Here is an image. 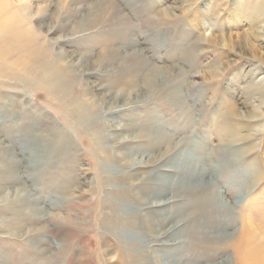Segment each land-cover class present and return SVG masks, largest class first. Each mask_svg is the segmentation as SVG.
I'll return each instance as SVG.
<instances>
[{
    "label": "rangeland",
    "instance_id": "374dc122",
    "mask_svg": "<svg viewBox=\"0 0 264 264\" xmlns=\"http://www.w3.org/2000/svg\"><path fill=\"white\" fill-rule=\"evenodd\" d=\"M0 10L28 50L48 49L21 76L29 53L16 43L0 64V264L152 263L159 253L123 239L147 240L144 213L169 218L165 229L190 215L172 201L193 183L212 188L210 232L224 244L198 240L185 264H239L247 227L264 241V0H0ZM158 176L180 184L155 188ZM142 198L170 205L138 214Z\"/></svg>",
    "mask_w": 264,
    "mask_h": 264
},
{
    "label": "bare ground",
    "instance_id": "6f19581e",
    "mask_svg": "<svg viewBox=\"0 0 264 264\" xmlns=\"http://www.w3.org/2000/svg\"><path fill=\"white\" fill-rule=\"evenodd\" d=\"M2 19H4L3 22H2ZM14 34H16V36ZM1 38H7V40L6 41L0 40V64L1 63L5 64L6 63L5 59L13 56V52H14L13 47L15 43L18 48L24 50L25 52L27 51L26 53H29V56H28L29 61L27 64L22 65V62L25 63L24 58L18 59V64H20L21 66L19 67L20 69H17L16 72H14L15 77L21 76L23 75V73H27L26 71H33L35 67L36 68L44 67V61L42 58V54L45 53L46 50L48 49L45 48L44 50L43 48H40V49H34V50L29 49L28 50L31 44L30 43L31 39H26L27 42L26 40L23 41V39L25 38V33L19 30H14V20L11 17V13H7V15H3V13L0 10V39ZM90 72H91L90 70H86L84 73H90ZM154 75L155 74H148L147 81L148 82L152 81ZM130 82L133 84L134 83L133 79H130ZM66 85L67 83H64L63 86H66ZM117 129L120 130V128H117ZM229 137H230L229 139L235 138L234 135H230ZM169 152L170 151L167 150V152L161 156V159L158 160L160 164L163 161L165 162L164 157H168L170 154ZM159 169L161 168L159 167ZM172 169L173 171L175 169L174 172L176 174L182 173L175 166H173ZM163 179L164 178L161 179V177H159L158 180H156L157 187L155 188L166 189V188H169L168 186H170V191H171V188H173V186L175 187L180 184L179 183L180 180L173 181L172 177H170V182L164 181L165 182L164 183ZM160 190L162 191V189H159V191ZM145 199L147 200V198L140 199V200H144V202L142 203H145V205L143 207L140 206L137 209L138 214H142L141 212L144 213L150 208L151 209L153 208L154 210L155 209L158 210L161 208L163 209L165 207H168L170 205V203H166V202H160V201L157 202L154 200L155 198L154 199L149 198L147 201ZM173 202L178 207L180 204L179 202H181V206H185V207L190 206V209L191 208H194V209H192V212L190 213V215L188 216L186 215L180 218V220L176 224H174V226L171 229L170 228L165 229L167 226L163 227L161 225L163 223L164 224L167 223L169 218H166V216H162L160 212H156V214H159L157 217H151V218L147 216V213H144L142 229L145 230L144 232L145 237L143 238L147 240L142 243L128 242L124 239L122 241L123 244H125L126 246L127 244H129L128 246L132 247L131 249L133 250L139 247H142L144 249L153 251L154 254L159 253L154 257V260L152 261V263L147 260L148 264L150 263L151 264H185V255L193 254L197 252L198 250H200V248L202 247L196 244L198 240H200V242L203 240L202 242H205L206 244L210 246H212L213 244L216 246L217 245L221 246L224 244V242L222 243L217 242L218 240L219 241L222 240L221 237L212 236L213 234H211L210 232L211 231L210 226L212 223L216 221L217 216H218L217 212L219 209L215 205L212 188L206 189L205 187H203V184L201 183H193L187 186L186 191L181 192L180 194H177L175 196V199L172 201V203ZM189 218H192L190 222H188ZM186 222H188V224ZM139 235L140 237H142L141 234ZM174 236L178 237V239H176L177 240L176 242H174L175 241ZM242 240L246 242V246L243 247V249H239L237 251L239 264H264V241L262 239H259V237L255 233L253 228L247 227L244 230ZM244 241L242 242L244 243ZM170 242L172 243L170 244ZM160 243H163V245L167 247L165 252H159L157 251V248H154L152 246V245L157 246ZM207 250L209 249L205 248L203 251L208 253ZM132 258H133V261H132L133 263L131 264H137L135 263L136 258L134 256H132ZM188 258L190 257L188 256Z\"/></svg>",
    "mask_w": 264,
    "mask_h": 264
}]
</instances>
